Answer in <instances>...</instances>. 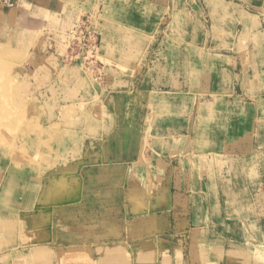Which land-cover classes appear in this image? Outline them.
<instances>
[{
	"label": "rangeland",
	"instance_id": "obj_1",
	"mask_svg": "<svg viewBox=\"0 0 264 264\" xmlns=\"http://www.w3.org/2000/svg\"><path fill=\"white\" fill-rule=\"evenodd\" d=\"M105 1L119 10L101 1L67 33L0 24V264H83L167 197L260 179L264 0ZM188 60L213 66L211 90H170Z\"/></svg>",
	"mask_w": 264,
	"mask_h": 264
},
{
	"label": "crops",
	"instance_id": "obj_2",
	"mask_svg": "<svg viewBox=\"0 0 264 264\" xmlns=\"http://www.w3.org/2000/svg\"><path fill=\"white\" fill-rule=\"evenodd\" d=\"M101 1L109 13L112 8L119 10L114 2L106 5L105 0H17V6L11 9L0 2V24L22 30L67 33L85 11L93 10L101 5ZM115 19L119 25L140 34L152 32V24L148 26L146 20L140 22L130 16ZM195 61L200 65V60H188L184 63L183 73L173 74L171 70L166 73L168 77L178 76L174 80L175 85L166 83L171 91L179 92L185 85L190 91H207L217 84L213 66L191 68ZM239 152L257 154L253 148ZM251 159H239L237 166L258 161ZM261 162L260 179L257 176L251 185L249 175H235L230 184L221 180L226 189L222 200L217 192L208 195L205 191L193 192L192 195L178 193L174 202L169 197L163 199L161 203L167 209L164 213L139 219L123 230L115 227V235L90 247L95 255L83 264H264V180L261 178L262 171L264 174V151L260 152ZM201 184H196V187L201 188ZM215 184L217 187V182ZM250 186L256 188L251 196ZM248 208L253 211L247 212ZM140 224L143 227L136 229ZM165 233L172 234L166 239L160 238ZM78 254L85 256L83 252Z\"/></svg>",
	"mask_w": 264,
	"mask_h": 264
},
{
	"label": "built area",
	"instance_id": "obj_3",
	"mask_svg": "<svg viewBox=\"0 0 264 264\" xmlns=\"http://www.w3.org/2000/svg\"><path fill=\"white\" fill-rule=\"evenodd\" d=\"M3 4L8 9L15 8L16 7V3L14 1H12V0H4L3 1Z\"/></svg>",
	"mask_w": 264,
	"mask_h": 264
},
{
	"label": "bare ground",
	"instance_id": "obj_4",
	"mask_svg": "<svg viewBox=\"0 0 264 264\" xmlns=\"http://www.w3.org/2000/svg\"><path fill=\"white\" fill-rule=\"evenodd\" d=\"M14 187H15V189H16V185L14 184Z\"/></svg>",
	"mask_w": 264,
	"mask_h": 264
}]
</instances>
